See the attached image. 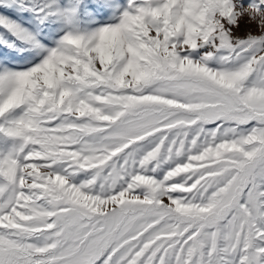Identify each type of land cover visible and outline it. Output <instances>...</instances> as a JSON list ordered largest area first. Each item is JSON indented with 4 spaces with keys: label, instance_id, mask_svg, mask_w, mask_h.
Masks as SVG:
<instances>
[{
    "label": "snow or ice",
    "instance_id": "obj_1",
    "mask_svg": "<svg viewBox=\"0 0 264 264\" xmlns=\"http://www.w3.org/2000/svg\"><path fill=\"white\" fill-rule=\"evenodd\" d=\"M0 264H264V0H0Z\"/></svg>",
    "mask_w": 264,
    "mask_h": 264
},
{
    "label": "rangeland",
    "instance_id": "obj_2",
    "mask_svg": "<svg viewBox=\"0 0 264 264\" xmlns=\"http://www.w3.org/2000/svg\"><path fill=\"white\" fill-rule=\"evenodd\" d=\"M240 31H241V33L243 32V26H242V28H241V30H240Z\"/></svg>",
    "mask_w": 264,
    "mask_h": 264
}]
</instances>
